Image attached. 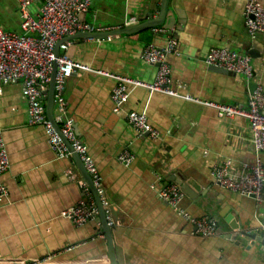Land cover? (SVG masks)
Segmentation results:
<instances>
[{
	"label": "crops",
	"instance_id": "obj_1",
	"mask_svg": "<svg viewBox=\"0 0 264 264\" xmlns=\"http://www.w3.org/2000/svg\"><path fill=\"white\" fill-rule=\"evenodd\" d=\"M163 1L92 0L82 20L111 28L132 20L121 29L139 28L109 37H75L65 52L90 67L151 82L156 65L141 52L150 43L164 46L171 36L180 52L167 57L173 88L246 108L255 82L264 86V33L250 36L246 0H166L165 10ZM40 6L41 0H34L30 13L37 15ZM0 26L21 32L16 0H0ZM212 48L248 54L253 79L208 66L205 57ZM115 84L92 72L74 74L64 96L65 114L86 144L109 202L116 264H264V203L221 187L212 175L226 161L233 173L256 160L264 166V152L255 150L247 118L219 116L211 106L144 87L132 89L123 112L115 113ZM131 110L144 113L160 136L139 135L125 117ZM0 136L10 162L0 176L8 189L0 204V264H111L99 219L78 226L61 215L94 196L76 158L56 157L43 126L29 124L21 81L2 85ZM124 150L133 155L130 164L118 159ZM167 184L183 193L174 206L158 196ZM184 214L214 218L216 233H196ZM99 230L103 237L96 235ZM242 231L251 236L241 237Z\"/></svg>",
	"mask_w": 264,
	"mask_h": 264
},
{
	"label": "built area",
	"instance_id": "obj_2",
	"mask_svg": "<svg viewBox=\"0 0 264 264\" xmlns=\"http://www.w3.org/2000/svg\"><path fill=\"white\" fill-rule=\"evenodd\" d=\"M19 7L21 32H13L0 26V91L2 85L21 81L22 93L28 104V122L31 125H41L48 135V144L58 158H68L75 154L83 164L86 172L91 176L92 184L97 190L104 209L108 226H111L110 206L103 196L101 177L96 165L88 153L86 144L77 136L72 119L65 114L64 89L66 81L74 74L92 72L111 77L116 84L111 93L113 112L122 113V105L132 89L144 87L151 92H159L170 96L202 103L215 108L219 116L247 118L252 134V143L257 152H264V86L256 81L247 107L218 103L212 100H201L187 93H181L172 87L170 66L167 57L170 54L179 55L177 41L168 36L164 46L147 44L144 46L141 57L156 65L154 80L145 82L118 73L108 72L100 68L74 61L65 50L68 47L67 37L80 32L105 33L121 29L131 23L125 21L123 25L115 27H98L81 19L91 6L92 0H41L39 13L33 16L30 5L34 0H16ZM244 20L251 37L264 33V5L260 0H246L244 5ZM155 32H167L164 28H155ZM112 36V35H111ZM109 37V36H108ZM91 38V37H88ZM64 40V41H63ZM60 44L58 56H55V46ZM208 66L217 67L236 74H242L247 79H253L254 69L248 54L228 48H212L205 57ZM56 66L53 85V119L46 113L44 97L48 90L53 67ZM178 87L182 85L177 84ZM127 122L139 135H148L151 138L160 136V132L151 126L144 113L131 110L125 113ZM118 159L130 164L133 155L124 150ZM10 168V162L5 142L0 136V176ZM212 175L221 187L235 193L252 197L257 203H264V166L260 160L254 164H244L241 172L231 171V162H223L213 169ZM83 187L84 184L81 182ZM87 190V188H84ZM7 187L0 182V204L7 196ZM163 201L174 206L183 198V193L175 184L164 185L158 192ZM182 212V211H180ZM63 217L69 218L78 226L99 219L98 209L94 198H87L61 211ZM194 226L198 234L211 236L216 233L217 223L212 217L192 218L188 214L182 215ZM103 237L99 230L96 234ZM241 237L250 233L239 232ZM264 239V228L261 230ZM48 259V258H47ZM36 262H33L35 264Z\"/></svg>",
	"mask_w": 264,
	"mask_h": 264
},
{
	"label": "water",
	"instance_id": "obj_3",
	"mask_svg": "<svg viewBox=\"0 0 264 264\" xmlns=\"http://www.w3.org/2000/svg\"><path fill=\"white\" fill-rule=\"evenodd\" d=\"M165 4H166V0L163 1V6L162 8L165 10ZM82 15H80L81 19H82ZM157 20H152L151 22V27H153L155 24H156ZM137 26H132V27H125L123 29H119V30H113V31H109V32H105V33H85V32H80L74 36H71V37H67L65 38V40H71L75 37H91V38H97V37H101V36H104V35H114V34H121V33H130V32H133L135 30H137L138 28H136ZM64 41V40H63ZM63 41H59L57 42L56 46H55V49H54V52H55V56H58L59 55V52H60V44L63 42ZM55 70H56V66L54 65L53 67V72L51 74V80L49 82V86H48V96H47V103H46V113H47V116L50 120L53 119V113H52V110H53V85H54V74H55ZM216 70L217 71H220V72H227L226 70L224 69H220V68H217L216 67ZM72 156L74 158H76L77 162H78V165L80 166V170L82 171L83 175L86 176V180L88 181V185H89V188L94 196V200H95V204L97 206V209H98V217H99V220H100V224H101V228L103 229V232L105 233V236H106V239L108 241V247H109V253H110V256H111V264H116L115 262V256H114V248H113V244H112V239H111V231H110V226H108V223H107V220H106V215H105V212H104V209L101 205V200H100V197L97 193V190L95 189V187L93 186L92 184V180H91V176L85 171V169L82 167V163L80 162V160L78 161V157L75 155V154H72ZM82 164V165H81ZM251 236V235H249Z\"/></svg>",
	"mask_w": 264,
	"mask_h": 264
}]
</instances>
